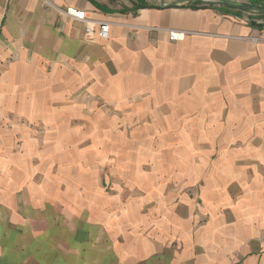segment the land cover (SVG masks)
Returning <instances> with one entry per match:
<instances>
[{"label":"crops","instance_id":"0c3cea01","mask_svg":"<svg viewBox=\"0 0 264 264\" xmlns=\"http://www.w3.org/2000/svg\"><path fill=\"white\" fill-rule=\"evenodd\" d=\"M50 1L111 32L0 0V264H264V0Z\"/></svg>","mask_w":264,"mask_h":264},{"label":"built area","instance_id":"2783aa9c","mask_svg":"<svg viewBox=\"0 0 264 264\" xmlns=\"http://www.w3.org/2000/svg\"><path fill=\"white\" fill-rule=\"evenodd\" d=\"M46 5H53L59 12L80 20L85 24V40L94 41L97 38L106 40L110 37L112 22L105 20H94L86 16L83 10L75 8L73 6H68L66 8H61L53 4L50 0H42ZM186 31L181 30H169L170 39L172 41L184 40L187 36ZM249 40L254 44L264 43V30L260 34L249 37Z\"/></svg>","mask_w":264,"mask_h":264},{"label":"rangeland","instance_id":"374dc122","mask_svg":"<svg viewBox=\"0 0 264 264\" xmlns=\"http://www.w3.org/2000/svg\"><path fill=\"white\" fill-rule=\"evenodd\" d=\"M87 108H91V105L89 104V102H85V109H87ZM91 120H92V118H90V117H84L83 118V121L85 124V126H84L85 129L87 128L88 124H90ZM87 143H89V142H87ZM111 168H112L111 166H105L104 168H101V170H100L102 172V175H103V179L101 181L102 189L105 190L106 192L113 191L112 182L110 181V179H107L108 177L111 176V172H110Z\"/></svg>","mask_w":264,"mask_h":264}]
</instances>
